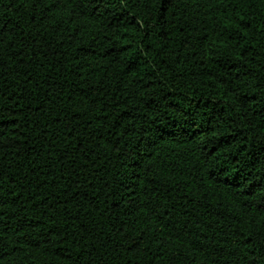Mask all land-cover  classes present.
Instances as JSON below:
<instances>
[{
	"label": "trees",
	"instance_id": "1",
	"mask_svg": "<svg viewBox=\"0 0 264 264\" xmlns=\"http://www.w3.org/2000/svg\"><path fill=\"white\" fill-rule=\"evenodd\" d=\"M0 264H264V0H0Z\"/></svg>",
	"mask_w": 264,
	"mask_h": 264
}]
</instances>
